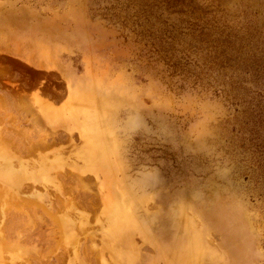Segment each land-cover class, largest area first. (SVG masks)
Masks as SVG:
<instances>
[{
    "label": "rangeland",
    "instance_id": "obj_1",
    "mask_svg": "<svg viewBox=\"0 0 264 264\" xmlns=\"http://www.w3.org/2000/svg\"><path fill=\"white\" fill-rule=\"evenodd\" d=\"M8 8L0 39L37 35L55 64L0 49V72L23 81L0 93V138L50 143L0 159V264H264V152L242 101L264 0Z\"/></svg>",
    "mask_w": 264,
    "mask_h": 264
},
{
    "label": "trees",
    "instance_id": "obj_2",
    "mask_svg": "<svg viewBox=\"0 0 264 264\" xmlns=\"http://www.w3.org/2000/svg\"><path fill=\"white\" fill-rule=\"evenodd\" d=\"M262 51H264V48H262ZM250 58L253 59L252 63L254 65L249 67L252 78L250 82L253 84L254 90L244 92L249 97L248 100H242L246 103L244 110L245 126L249 134L253 137L255 146L261 149V152H264V54L260 56L254 52L250 54ZM227 59L233 61V64L236 66L233 67V64H229L226 67L234 71L244 61L242 57H235L233 59L228 57ZM228 74V78H231L232 75L230 73ZM231 87L245 89L237 82L234 85L231 84Z\"/></svg>",
    "mask_w": 264,
    "mask_h": 264
},
{
    "label": "bare ground",
    "instance_id": "obj_3",
    "mask_svg": "<svg viewBox=\"0 0 264 264\" xmlns=\"http://www.w3.org/2000/svg\"><path fill=\"white\" fill-rule=\"evenodd\" d=\"M19 104H21V103L19 102ZM17 105H18V103L16 104V106ZM21 107H22V104H21ZM46 107L51 109L50 106L46 105ZM22 138H23L22 142H18L15 137H13L14 140H12L10 138L4 137V135L1 136V138H0V159H10V158H14V157H21V156L23 157L26 155H31V154H33V152L35 150L43 149V148H46L47 146L50 145L48 140L44 137L37 136V137L29 138V137L23 136V137H21V139ZM16 154H18L19 156H16ZM89 157H90L89 159H92V158L94 159L98 156H96L95 153H92ZM12 163L15 164L14 161ZM48 166H50V165L48 164ZM44 174L47 175V176L45 175L44 178H47L48 173L44 172ZM8 175H10L9 177L12 179L14 184L17 185L18 174L16 173V171L10 170Z\"/></svg>",
    "mask_w": 264,
    "mask_h": 264
},
{
    "label": "crops",
    "instance_id": "obj_4",
    "mask_svg": "<svg viewBox=\"0 0 264 264\" xmlns=\"http://www.w3.org/2000/svg\"><path fill=\"white\" fill-rule=\"evenodd\" d=\"M73 1V0H72ZM14 10H11L10 8L4 10L2 12V14L0 15L3 16L5 15L6 13H12L13 14ZM0 23H3L2 20H0ZM19 23H27V21H23V22H19ZM31 22H28V24H30ZM53 24L57 23L58 25H62L63 24V21H52ZM75 23V21H74ZM9 24H16L14 22H9ZM8 39H3L1 40L0 39V49L2 50H6L8 51L9 54H15V53H23L24 56H26V62H28V60L31 62L32 66L36 67V68H45V66H48V65H53L55 63H48L46 64L45 62V59L40 56V55H37L35 52H34V48L36 47V45L33 43L32 44V40H34L33 42L36 41L37 39V35H34V36H26V35H6ZM46 37H49V36H46ZM46 39V38H45ZM17 42H19V44H17ZM21 42H26V43H29V44H25V45H20ZM30 59H28V58ZM29 68V67H28Z\"/></svg>",
    "mask_w": 264,
    "mask_h": 264
},
{
    "label": "flooded vegetation",
    "instance_id": "obj_5",
    "mask_svg": "<svg viewBox=\"0 0 264 264\" xmlns=\"http://www.w3.org/2000/svg\"><path fill=\"white\" fill-rule=\"evenodd\" d=\"M9 72H6L2 70L0 72V93L3 94L4 92L7 93H14L15 91H18L20 88V85L23 84L22 81V74L11 68L8 70ZM52 89H54V86H51Z\"/></svg>",
    "mask_w": 264,
    "mask_h": 264
}]
</instances>
